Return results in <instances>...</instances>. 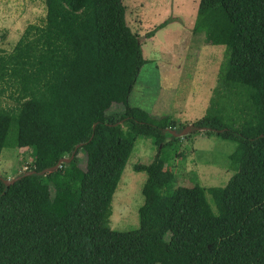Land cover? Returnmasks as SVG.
Segmentation results:
<instances>
[{"label": "trees", "instance_id": "16d2710c", "mask_svg": "<svg viewBox=\"0 0 264 264\" xmlns=\"http://www.w3.org/2000/svg\"><path fill=\"white\" fill-rule=\"evenodd\" d=\"M45 4L44 23L30 24L10 53L0 49V156L28 144L27 172H35L11 185L0 180V264H264V0L198 6L193 35L225 51L193 126L235 145L232 177L208 188L177 186L162 152L172 145L165 129L176 124L129 104L149 60L123 0ZM7 36L0 32V41ZM117 104L124 111L109 112ZM139 137L158 153L134 166L147 174L139 227L118 231L113 198Z\"/></svg>", "mask_w": 264, "mask_h": 264}, {"label": "rangeland", "instance_id": "374dc122", "mask_svg": "<svg viewBox=\"0 0 264 264\" xmlns=\"http://www.w3.org/2000/svg\"><path fill=\"white\" fill-rule=\"evenodd\" d=\"M123 3L127 24L141 37L143 55L149 60L131 93L130 106L156 116L168 115L177 128L193 125L205 116L225 51L224 47L205 45L201 37L192 33L200 0H123ZM46 13L45 0H0V32L8 34L0 41V49L10 53L30 24L44 23ZM168 19L171 22L166 28L147 39L150 30ZM2 102L4 106H19L8 99ZM110 110L121 113L124 106L113 105ZM171 138L172 145L162 152L171 155L169 169L177 174V186H191L195 181L206 188L228 183L233 175L229 167L233 143L201 130ZM157 153L158 146L152 140L138 138L114 194L112 229L139 227V208L144 202L141 190L147 174L136 172L134 166L150 164ZM80 157L84 168L86 156L81 153ZM33 161V150L28 144L4 148L0 174L14 179L29 171ZM66 172L69 177L75 175L69 168Z\"/></svg>", "mask_w": 264, "mask_h": 264}, {"label": "water", "instance_id": "95a60500", "mask_svg": "<svg viewBox=\"0 0 264 264\" xmlns=\"http://www.w3.org/2000/svg\"><path fill=\"white\" fill-rule=\"evenodd\" d=\"M140 44H142V39H140L139 41ZM201 130V131H205V129H199L197 127H194L193 125L184 127V128H167L165 129V135L166 136H170V137H185L186 135H190L193 132L195 133L196 131ZM162 146V145H161ZM74 158V155H72L70 158H63L60 159L59 163L50 169H46L44 171H42L40 174L43 175L47 172H53L56 171L63 163H70ZM35 172H26L24 174H21L17 177H15L14 179H4L1 175H0V180H3L5 182L6 185H11L13 183H15L17 180L21 179L22 177L26 176V175H32Z\"/></svg>", "mask_w": 264, "mask_h": 264}, {"label": "clouds", "instance_id": "9594fccd", "mask_svg": "<svg viewBox=\"0 0 264 264\" xmlns=\"http://www.w3.org/2000/svg\"><path fill=\"white\" fill-rule=\"evenodd\" d=\"M209 105V104H208ZM208 107V106H207ZM207 109V108H206ZM205 114H206V112H205ZM177 128V127H176ZM206 131V130H205Z\"/></svg>", "mask_w": 264, "mask_h": 264}, {"label": "crops", "instance_id": "0c3cea01", "mask_svg": "<svg viewBox=\"0 0 264 264\" xmlns=\"http://www.w3.org/2000/svg\"><path fill=\"white\" fill-rule=\"evenodd\" d=\"M217 47V46H216Z\"/></svg>", "mask_w": 264, "mask_h": 264}]
</instances>
